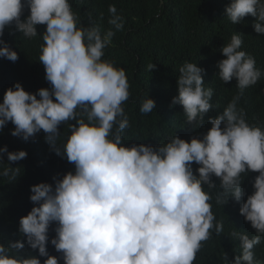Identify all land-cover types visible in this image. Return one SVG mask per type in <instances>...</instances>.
<instances>
[{
  "label": "clouds",
  "instance_id": "clouds-1",
  "mask_svg": "<svg viewBox=\"0 0 264 264\" xmlns=\"http://www.w3.org/2000/svg\"><path fill=\"white\" fill-rule=\"evenodd\" d=\"M109 12V23L121 29L115 7L109 6ZM224 16L232 24L254 17V31L264 35V0H231ZM37 25L45 26L39 62L50 87L32 93L17 82L5 89L0 130L11 122L10 134L24 141L42 130L45 141L74 165V171L54 176L51 184L30 186L33 207L19 219L23 242L0 243V264H42L38 257L45 258L43 264H58L47 251L49 243L63 264H193L210 230L223 232L209 203L214 198L205 186L217 188L215 176L220 189L216 203L240 202L248 172L258 173L254 191L239 208L249 224H242L245 232L231 234L239 244L232 251L228 248L218 264H264V126L255 122L256 111L264 105L257 107L252 100L246 110L238 103L243 90L255 85L264 72L241 50V35L234 33L222 46L224 58L216 65V76L223 83L235 79L239 92L222 113L209 118L210 128L202 136L186 141L174 135L156 146H126L122 133L129 122L122 104L129 98V83L123 68L102 59L115 32L78 28L69 0H0V37L7 27H14L30 39L38 35ZM0 57L12 62L19 58L3 39ZM155 67L149 64L148 70ZM178 71L171 105L182 106L186 125L195 130L213 108V89L204 87V70L196 63H185ZM254 89L264 91L260 85ZM154 108V100L147 96L139 110L148 114ZM68 121L75 123L58 143L60 126ZM5 156L8 163L0 168V176L14 181L20 168L12 164L27 153L8 151L4 145L0 161ZM193 162L199 166L196 174ZM51 225L55 236L49 239ZM25 244L37 255L25 252Z\"/></svg>",
  "mask_w": 264,
  "mask_h": 264
},
{
  "label": "trees",
  "instance_id": "trees-1",
  "mask_svg": "<svg viewBox=\"0 0 264 264\" xmlns=\"http://www.w3.org/2000/svg\"><path fill=\"white\" fill-rule=\"evenodd\" d=\"M69 3L78 28L96 26L101 33L109 29L115 32L111 44L104 49L102 59L123 68L129 83V98L122 104L129 122V127L122 133L126 146L140 143L156 146L168 142L174 135L187 141L190 137L202 136L210 128L209 118L222 113L239 92L235 79L223 83L216 76L217 62L224 58L220 49L230 42L234 33L241 35V50L254 57L256 67L264 72V35L254 31V17L245 16L240 23L232 24L224 16L231 0H69ZM109 6H114L115 14L122 18L123 27L119 30L109 23L112 18ZM27 15L28 9L25 8L23 16ZM36 29L38 35L30 39L14 27H7L0 37L19 57L15 62L0 57V102L5 89L17 82L25 91L32 93L39 88L50 87L45 80L44 67L39 62L45 26L37 25ZM185 63H196L202 68L204 87L213 89L210 101L213 108L204 115L202 126L195 130L186 125L182 106L171 105L172 98L177 95L178 70ZM149 64L156 67L149 71ZM257 85L264 87V76L255 85L243 90L238 103L242 102L246 110L251 108L252 100L258 102L257 107L264 105V91L255 90ZM147 96L154 100L155 108L153 112L144 114L139 109ZM255 122L264 126V107L256 111ZM71 123L75 121L60 126L58 143H63L70 134ZM13 128L14 125L9 122L0 130V147L7 145L8 151L23 150L27 156L12 164L20 168L14 181L0 176V243L4 244L17 239L23 242L18 227L20 217L33 207L29 199L30 186L41 182L51 184L54 176L60 178L64 173L74 171V165L58 156L45 141L42 130L34 138L24 141L10 134ZM0 162H3L0 168L6 166V156ZM192 167L196 174L195 169L199 166L193 162ZM256 175L258 173L248 172L243 177L241 187L245 196L240 202L229 199L223 206L215 199L220 191L219 178L212 176L217 188L208 189L205 186V191L214 198L209 203L216 222L223 224V232L217 235L214 229L210 230V237L201 242L193 264H218L228 248L232 251L239 244L231 234L245 232L242 224H249L240 215L239 208L247 195L254 191L252 182ZM54 227L51 225L49 228V239L55 236ZM24 251L37 255L27 244ZM47 251L58 258V264H63L61 254L50 243ZM227 256L230 257V253ZM38 258L43 264L45 258Z\"/></svg>",
  "mask_w": 264,
  "mask_h": 264
}]
</instances>
